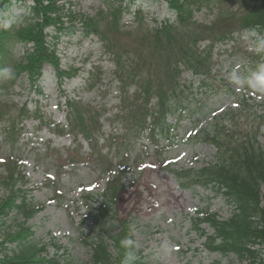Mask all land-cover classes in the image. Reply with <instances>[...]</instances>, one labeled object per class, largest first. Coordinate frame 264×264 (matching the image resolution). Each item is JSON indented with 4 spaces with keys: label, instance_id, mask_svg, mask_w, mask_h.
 Returning <instances> with one entry per match:
<instances>
[{
    "label": "trees",
    "instance_id": "obj_1",
    "mask_svg": "<svg viewBox=\"0 0 264 264\" xmlns=\"http://www.w3.org/2000/svg\"><path fill=\"white\" fill-rule=\"evenodd\" d=\"M132 1L104 0V8L96 17H85L65 9L61 0H0V18L13 4L31 2L29 14L19 24L0 27V69L12 68L14 82L27 81L34 90L41 92L44 70L51 66L61 88L65 81L77 77L79 70L61 68L60 38L72 29L85 37L98 36L104 43V54L115 65L113 81L118 90L117 108L122 115L116 120L121 122L123 134L109 135L105 144L123 147L130 136L141 138L147 134L153 144L165 139L170 145L173 141L169 128L174 125L170 119L178 126L186 119L199 121L205 113L207 105L199 103L203 97H197V92L203 95L213 92L214 87L209 84L216 76L212 71L221 50L231 43L236 45V35L245 32L264 39V0H165L175 16L174 21L167 19L160 26L149 28L142 23L143 16L138 11L134 15L139 23L129 32L120 24L123 17L131 13ZM199 14L211 15L212 19L199 21ZM119 29L139 37L138 46L121 48L109 39L108 33H118ZM145 32L151 42L148 52L143 54L147 46H144L146 37L142 36ZM17 45L25 48L19 58L13 52ZM236 51L235 54L246 57ZM252 58L258 74L264 70V46ZM100 68L98 65L90 72V90L99 82L96 78L100 76L101 80L103 74H95ZM185 73L196 78L200 86L196 88L193 81L183 82ZM231 94L237 98L238 109L215 116L200 138L215 149L214 160L201 169L190 171H178L168 163L164 171L173 175L184 190L202 188L222 195L232 209L228 219H221L210 212L209 207L197 210L191 218L193 231L204 240L203 247L208 254L233 255L241 264H264V147L258 140L264 127V115L251 114L252 105L245 98ZM64 106L67 125L55 126V133L60 137L73 136L76 141L79 136L83 137L91 147L90 156H96L97 161L103 158L98 144L100 135L103 136L100 119L105 113L69 97ZM261 107L264 108V104ZM244 113L250 118L241 124L239 116ZM14 128L12 124L6 125V138L10 141ZM105 164L103 174L108 175L109 181L100 194L98 207L97 194H88L84 199L88 220L93 230L98 231L91 243L85 241L91 247L93 264H121L128 251H134L137 256L132 264H151L135 247L121 245V240L129 239V227L120 222L116 207L125 189L127 169L126 165L118 169L110 162ZM6 169L8 176L3 182L7 193L0 202V227L11 215L23 222L17 224L16 230L6 232L0 242V264H61L59 259L48 256L49 245L33 242L34 232L28 226L30 220L44 211L43 206L29 200L23 190L26 177L17 165L9 163ZM114 221L119 223V232L113 235L109 228ZM206 226L211 231L208 232ZM11 245L16 248L8 252ZM53 246L63 249L56 243Z\"/></svg>",
    "mask_w": 264,
    "mask_h": 264
},
{
    "label": "rangeland",
    "instance_id": "obj_2",
    "mask_svg": "<svg viewBox=\"0 0 264 264\" xmlns=\"http://www.w3.org/2000/svg\"><path fill=\"white\" fill-rule=\"evenodd\" d=\"M61 3L65 9L85 17H96L104 8V0H61ZM131 3V13L126 14L120 24L125 31L131 32L138 25L134 15L138 11L143 16L142 23L149 28L160 26L164 20L175 19L165 0H134ZM29 4L31 2L10 6L0 18V27L10 28L19 24L29 14ZM197 19L208 22L212 16L199 14ZM69 32L58 42L61 68L68 70L73 67L79 73L74 79L65 81L61 88L51 66L44 70L41 92L34 90L27 81L14 82L0 75V202L7 193L3 182L8 176L6 165L15 163L26 177L23 190L29 200L44 208L28 223L34 232L33 242L40 246L49 245L48 256L59 259L61 264H93L91 247L85 241L91 243L98 236V231L93 230L88 220L85 197L97 194V208L101 202L100 194L109 181L108 175L103 174V165L110 162L118 169L126 165L125 189L116 210L120 222L129 227L132 246L142 252L148 263L241 264L233 255L208 254L203 247L204 240L193 231L191 218L197 210L209 207L210 212L221 219L230 218L232 209L226 199L202 188L182 189L174 176L164 171V165L169 163L178 171H190L201 169L214 160L215 149L201 142L200 138L215 116L238 109L237 98L231 93L245 98L252 105L251 114L264 115V108L261 107L264 90L249 87V81L257 74L252 57L261 51L264 39L255 33L245 32L241 36L236 35V45L231 43L222 49L226 52L221 50L212 71L216 76L209 84L214 87L213 92L205 95L197 92V97H203L199 103L207 105L205 113L199 121L186 119L178 126L174 119H170L174 123L171 125L173 128H169L172 144L169 145L165 139L153 144L145 134L141 138L130 136L123 147H111L105 144V139L112 134H123L121 122L116 120L118 115H122L117 108L118 90L113 81L115 65L104 54V43L98 36L85 37L74 29ZM108 36L120 47L135 48L139 44V37L120 29L118 33L109 32ZM142 36L146 37L144 46H147L142 51L146 54L151 40L146 32ZM235 51L244 53L246 57L235 54ZM13 52L19 58L25 48L17 45ZM98 65L101 71L97 70L95 74L103 75L101 80L100 76L96 78L99 82L90 90L89 75ZM234 72L240 77L242 85L230 80ZM182 81H193L196 88L200 86L190 73H185ZM67 97L105 113L100 119L103 136L100 135L98 144L104 157L98 161L96 156H90L91 147L83 137L79 136L76 141L73 136L60 137L55 133V126L67 125L64 106ZM245 113L239 116L241 124L250 118ZM8 124L16 127L12 131L13 142L6 138ZM258 140L264 147V127ZM22 222L21 218L11 215V219L0 227V242L6 232L16 230L17 224ZM118 224L114 221L109 228L113 235L119 232ZM205 228L211 231L209 227ZM53 243L63 249L57 250ZM15 248L16 245L9 246L8 252Z\"/></svg>",
    "mask_w": 264,
    "mask_h": 264
},
{
    "label": "clouds",
    "instance_id": "obj_3",
    "mask_svg": "<svg viewBox=\"0 0 264 264\" xmlns=\"http://www.w3.org/2000/svg\"><path fill=\"white\" fill-rule=\"evenodd\" d=\"M262 46H264V42H262ZM0 75H2L6 80L12 79L14 77V72L12 68L6 67L4 69H0ZM230 80L237 85H242L240 77L235 74V72L230 76ZM249 87L257 90H264V70L253 76L252 80L249 81ZM121 245L125 248H129L133 245V241L130 239H123L121 240ZM136 259V253L134 251H128L125 254L124 259L121 261V264H132V262Z\"/></svg>",
    "mask_w": 264,
    "mask_h": 264
}]
</instances>
